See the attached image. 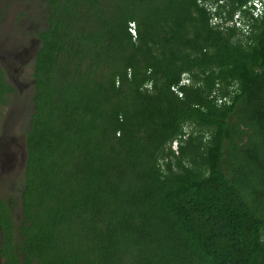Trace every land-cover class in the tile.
<instances>
[{
  "label": "trees",
  "instance_id": "trees-1",
  "mask_svg": "<svg viewBox=\"0 0 264 264\" xmlns=\"http://www.w3.org/2000/svg\"><path fill=\"white\" fill-rule=\"evenodd\" d=\"M205 1H39L5 264H264V9Z\"/></svg>",
  "mask_w": 264,
  "mask_h": 264
},
{
  "label": "rangeland",
  "instance_id": "rangeland-1",
  "mask_svg": "<svg viewBox=\"0 0 264 264\" xmlns=\"http://www.w3.org/2000/svg\"><path fill=\"white\" fill-rule=\"evenodd\" d=\"M41 2V0H39ZM38 0H0V65L2 64L14 91L9 100L0 106V137L5 139L7 152L0 160V198L16 195V187L21 179L22 166L21 140L23 128L32 95L31 54L35 40L33 28L38 22ZM23 55L17 58V49ZM18 207H15L17 210Z\"/></svg>",
  "mask_w": 264,
  "mask_h": 264
},
{
  "label": "built area",
  "instance_id": "built-area-1",
  "mask_svg": "<svg viewBox=\"0 0 264 264\" xmlns=\"http://www.w3.org/2000/svg\"><path fill=\"white\" fill-rule=\"evenodd\" d=\"M204 5L211 12V21L214 24L221 26L222 19L215 14V11L217 10L216 3H213L211 0H206ZM242 9H247L249 11V15L252 17H259L264 9V0H248V2L242 6ZM233 19L235 26L243 31V33H247L249 31L248 25L243 19L242 10H237L234 13ZM129 29L132 31V33H134V29L132 27Z\"/></svg>",
  "mask_w": 264,
  "mask_h": 264
},
{
  "label": "flooded vegetation",
  "instance_id": "flooded-vegetation-1",
  "mask_svg": "<svg viewBox=\"0 0 264 264\" xmlns=\"http://www.w3.org/2000/svg\"><path fill=\"white\" fill-rule=\"evenodd\" d=\"M33 38H34V40H35V44H34V51H36V47L39 45V39H38V37L36 36V35H34V32H33ZM23 50L24 49H22V48H19V49H17V54H16V56H17V58L21 55H23ZM34 52H32V54H31V59H30V61L32 60V58H33V56H34ZM1 66H2V64H1ZM3 67V66H2ZM8 73V72H7ZM7 73H6V71H5V76H6V79H7V82L9 83V84H11L10 82H9V75H7ZM12 85V84H11ZM12 87H13V85H12ZM1 106V105H0ZM27 118H28V115L26 116V122H27ZM16 190H17V188H16ZM2 241H3V236H2V230H1V227H0V264H5L6 263V260H5V258L3 257V255H2V253H1V247H2Z\"/></svg>",
  "mask_w": 264,
  "mask_h": 264
},
{
  "label": "water",
  "instance_id": "water-1",
  "mask_svg": "<svg viewBox=\"0 0 264 264\" xmlns=\"http://www.w3.org/2000/svg\"><path fill=\"white\" fill-rule=\"evenodd\" d=\"M36 51H37V47H36ZM36 51H34V53H36ZM5 139L4 138H1L0 137V160L2 157H5V155L7 154V152H3L2 148L6 149V146H5ZM20 149H21V159H22V166H24V162H25V157H26V153H25V141L21 140V146H20ZM7 151V149H6Z\"/></svg>",
  "mask_w": 264,
  "mask_h": 264
},
{
  "label": "clouds",
  "instance_id": "clouds-1",
  "mask_svg": "<svg viewBox=\"0 0 264 264\" xmlns=\"http://www.w3.org/2000/svg\"><path fill=\"white\" fill-rule=\"evenodd\" d=\"M213 3H216L217 5V1L222 2L223 0H211ZM208 10V9H207ZM209 11V10H208ZM217 11V10H216ZM210 12V11H209ZM211 14V12H210ZM216 14V13H215ZM218 16V14H216ZM212 17V16H211ZM260 17V16H259ZM182 82H188V79H186L185 77L182 78ZM224 100H227V97H224Z\"/></svg>",
  "mask_w": 264,
  "mask_h": 264
}]
</instances>
